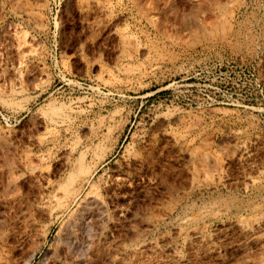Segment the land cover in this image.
Masks as SVG:
<instances>
[{
  "label": "rangeland",
  "instance_id": "374dc122",
  "mask_svg": "<svg viewBox=\"0 0 264 264\" xmlns=\"http://www.w3.org/2000/svg\"><path fill=\"white\" fill-rule=\"evenodd\" d=\"M0 264H264V0H0Z\"/></svg>",
  "mask_w": 264,
  "mask_h": 264
},
{
  "label": "bare ground",
  "instance_id": "6f19581e",
  "mask_svg": "<svg viewBox=\"0 0 264 264\" xmlns=\"http://www.w3.org/2000/svg\"><path fill=\"white\" fill-rule=\"evenodd\" d=\"M131 42V41H130Z\"/></svg>",
  "mask_w": 264,
  "mask_h": 264
}]
</instances>
